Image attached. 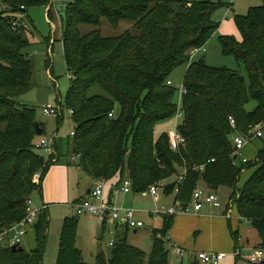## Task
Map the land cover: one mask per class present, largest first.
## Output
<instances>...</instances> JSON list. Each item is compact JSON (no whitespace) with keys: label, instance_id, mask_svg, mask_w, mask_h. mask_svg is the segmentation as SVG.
Here are the masks:
<instances>
[{"label":"trees","instance_id":"obj_1","mask_svg":"<svg viewBox=\"0 0 264 264\" xmlns=\"http://www.w3.org/2000/svg\"><path fill=\"white\" fill-rule=\"evenodd\" d=\"M261 1L262 5L251 8L247 15L235 16L241 40L220 37L223 54L234 56L245 73L210 67L204 60L192 61V52L205 48L218 32L220 24L214 16L224 7L222 2L66 3L61 16V43L72 75L67 94V106L76 125V135L68 145L71 159L79 155L75 163L95 182L119 178L121 186L129 179L135 194L157 186L185 208L200 186L213 192L228 189L239 220L259 233L264 247V146L254 160L243 163L235 159L234 130L230 125V118H234L237 130L249 137L251 127L264 125ZM37 7L49 9L48 17L53 20V0H0V231L26 217L29 199L43 195L45 178L62 157L57 142L56 153L50 158L37 153L36 110L18 102L34 85L36 64L35 55L30 53L33 32L21 15ZM103 20L115 28L131 22L134 32L115 38L104 37L100 29L82 33L83 25L100 27ZM181 66H188L182 95L184 120L178 127L185 144L174 151L167 133L158 139L155 133L158 124L177 114L174 99L178 89L169 82ZM252 102L257 105L248 110ZM39 125L44 135V125ZM202 166L204 170L199 169ZM183 169L187 170L186 180L176 195L175 178ZM249 170L253 171L251 177L239 187L243 172ZM38 172L42 179L37 183ZM175 218L161 215V227L152 232L149 255L129 242L131 229L124 225L116 227V242L109 252H100L93 263H88L77 246L79 219L67 217L55 264H171L169 234ZM50 226V214L45 209L33 230L35 249L13 251L12 247L2 246L0 264H44ZM229 228L235 249H240V236L231 220ZM240 260L237 257L236 263ZM191 264L200 262L196 259Z\"/></svg>","mask_w":264,"mask_h":264},{"label":"rangeland","instance_id":"obj_2","mask_svg":"<svg viewBox=\"0 0 264 264\" xmlns=\"http://www.w3.org/2000/svg\"><path fill=\"white\" fill-rule=\"evenodd\" d=\"M70 1L71 0H53V20H50L48 17L49 9L44 7L32 8L28 12L21 15L23 22L28 30L33 32L32 36L30 35L33 44L30 53L32 55H37V59L35 64L34 85L31 90L18 98L19 104L34 108L36 110L37 123L44 125L45 134L41 137H37L36 143H40L44 138L50 142L56 141L57 144H63L66 153H68L69 142L73 138L72 133L76 132V125L67 106V94L71 84V76L66 66V62L64 59V49L61 43V16L64 14L65 4ZM214 2L218 3V0H214ZM261 5V0H235V7L233 11H221V9L217 11L216 21L221 25V28L223 25H225L224 27L226 31L234 28V30L237 32V36L235 37L240 40L241 35L235 23V16L247 15L251 8L259 7ZM97 29H100L102 31L104 37L115 38L123 35L127 31L134 32V24L131 22H124L118 28H115L109 23L108 20H103L100 27L89 25H83L81 27V31L84 35ZM221 36H223V33L220 30L210 39L205 47V51L195 54L192 57V61L199 62L204 60L205 63L210 67L226 68L229 70L241 71L242 73H245L244 67L237 62L234 56L223 54L220 43ZM48 66L52 67V70H50L51 76H49L48 74ZM187 69L188 66L179 67L174 72L171 78L175 87L178 89L174 99L176 104H179L181 100V91L184 88V78ZM96 92L102 93V90L97 89ZM45 105L60 107V112L57 115H46L43 109ZM256 105L257 104L255 102L250 103L248 106V110H253ZM175 123V118H172L158 124L156 127L157 136H160L163 132L173 130L175 128ZM263 144L264 137L254 141L255 147L258 149ZM37 153L46 159L51 157V153H47L41 149L37 150ZM245 178L246 174H242L241 183L245 180ZM206 190L207 192H210L208 188H206ZM216 193L220 198L223 208L213 210V214L215 216L221 217L222 219H226L225 223H227L228 225V218L223 216L227 205L230 203L231 191L222 188L219 191H216ZM143 195L144 196H138V199L134 198L132 195L129 196L128 200L125 202V206H123L122 208L132 209L140 212H154L158 209H162L163 207L168 208L166 207L168 205L173 206V196L166 198L162 191L160 192L161 196L159 203H156L154 198H152L148 193ZM34 202L37 207H43V195L36 196ZM49 214L51 219V232L48 238V246L45 254V264H55L59 252L61 238L60 227L62 218L67 214V209L63 205H54L50 207ZM182 214L186 216L193 215L192 213H178L177 217L181 216ZM70 216H74V214ZM233 217L234 218L232 220V223L234 225L233 227H235L238 220L236 209H234L233 211ZM92 218L93 222L99 228L98 219L95 217ZM81 221L85 226L82 225L80 231L78 232V247L83 251L85 261L89 263L92 262V254L96 252L95 240L91 234V230L95 227V224H91L90 221L87 222L88 219H86L85 217H83ZM152 224L153 223L148 222L147 228L143 231H139L135 239H131V244L142 249L147 253V255L150 254L152 247L151 233L153 230L152 228L154 227ZM182 229L187 232V229H185L184 226H182ZM228 232L231 235L230 228L228 229ZM190 237L196 239V237H198L196 231L191 232ZM111 240L112 235L109 232H106L105 242L108 244ZM216 242L225 243V237L223 235L220 236V240L216 239ZM35 243V236L32 232H30V238L25 242L24 248L27 251H31V249L35 246ZM185 253L184 264H191V257L187 252ZM247 255L248 253H244V257ZM173 259L175 258L173 257ZM222 264H236L235 255H230L226 260L223 261ZM238 264L249 263L240 260Z\"/></svg>","mask_w":264,"mask_h":264},{"label":"crops","instance_id":"obj_3","mask_svg":"<svg viewBox=\"0 0 264 264\" xmlns=\"http://www.w3.org/2000/svg\"><path fill=\"white\" fill-rule=\"evenodd\" d=\"M182 1L194 2L196 0H182ZM212 1L214 2V0ZM218 2H222L224 4V7L221 8V11H233L235 7V0H218ZM214 19L216 21V14L214 16ZM224 26L225 25H223L221 28V25H220V28L218 30V31L221 30V32L223 33V36H237V32L234 30V28L230 29L229 31H226ZM35 57L37 59V55H35ZM175 128H176V123H175ZM173 130H170V131H173ZM170 131L163 132V133L168 134ZM163 133H161V135ZM155 136L157 139L160 137V136H157V133H155ZM263 137H264V134H263ZM257 139H260V138L252 137L248 141L247 145L245 146L242 152V155L245 156L248 160L255 159L258 152L264 146L263 144L259 149L256 148L255 147L256 144L254 145V141ZM58 146L60 147V153L62 154V157H60L59 162L56 165H53L51 167L47 177L45 178V181L43 184V205L47 206L48 212L51 206H54V205L65 206L67 209V214L65 217L62 218L60 232L62 233L64 220L73 214L74 216H77L79 219V228H78V232H79L81 229V226L82 225L85 226L83 222L81 221L82 218L85 217L86 219H88L87 222L90 221L91 224H95L92 218L94 216L89 215V214L78 216L73 210V205L77 204L79 201H82L83 199L88 198L90 196L88 193L90 190H92L95 184V180L87 176L81 170V168H79L78 165L72 161L71 154L69 153V151L68 153H66V150L64 149V146L62 143L60 144L58 143ZM68 150H69V146H68ZM252 172H253L252 170H249L248 172L247 171L243 172V175L246 174V178L242 183L240 182L239 187H242L246 183V181L251 177ZM176 179L177 177L175 178V180ZM119 183H120L119 178H115L111 181H107L106 182V196L108 199L112 201L111 203H113L114 205L120 208L125 206V202L128 200L129 196L132 195L134 198L138 199L137 198L138 196H144L143 194L148 193V192L143 193V194H135L134 192L124 193L122 191L123 183L121 184V186H119ZM200 187H203L206 190L204 186H200ZM167 197H170V196H166V198ZM155 202L159 203L160 200L159 201L155 200ZM174 205H175V198L173 202V206ZM173 206L168 205L166 207L170 208ZM227 208H228V205H227ZM227 208L225 209L223 217H226ZM218 209H221V208H218ZM218 209L212 208L210 206H205L202 212L192 213L193 215L191 216H186L182 214L181 216L177 217L176 215L175 223L169 234V242H170L171 249H172L171 264H184L185 257L181 258L177 252V249L179 248L182 249L184 253L187 252L189 254V256L191 257V263L194 260H196V255L197 253H200V252L226 253L228 255L227 258L230 255H233L235 253V250H236L235 243L233 241L232 236L228 232L229 223L227 225V223H225L226 219H222L221 217L215 216L213 214V210H218ZM152 213L153 211H148V212L137 211V217L140 220L144 221L145 227L142 228L141 230H130V233L128 235V240L130 243H131V239L133 238L135 239L139 231H143L147 228L148 222L153 223L152 224L154 226L152 228L153 230L161 227V224H162L161 216L155 217ZM236 224L237 225L233 227L234 225L231 220L232 228H234L233 230L239 233L240 246H241V249L244 250L245 254L250 253L252 250L257 249L263 245V240L260 237L259 233L250 224L242 223L239 219L237 220ZM98 226L99 228L95 224V227L91 230L92 237L95 240V247H96L95 251L96 252L92 254V262H89V263H93L95 261V257L100 252H103V251L109 252V250L111 249L110 243L112 241L116 242V239H115L116 227L123 228L124 225L122 223H110L105 226L99 222ZM182 226H184V228L187 229V232L182 229ZM193 231H196L198 235L196 239H193L190 237V233ZM31 232L35 236V232L34 231H31ZM50 232H51V226H50L49 235H50ZM106 232H109L112 235V240L108 244L105 242ZM219 234L220 236L223 235L225 237V243L216 242V239L220 240ZM29 238H30V233L28 237L26 238L25 242ZM152 244H153V239H152ZM77 246H78V238H77ZM35 247H36V243H35V246L31 249V251L35 249ZM151 250H152V247H151ZM173 257L175 259H173ZM177 258L179 259V263H178ZM242 260L245 261L244 259ZM44 264H45V260H44Z\"/></svg>","mask_w":264,"mask_h":264},{"label":"built area","instance_id":"obj_4","mask_svg":"<svg viewBox=\"0 0 264 264\" xmlns=\"http://www.w3.org/2000/svg\"><path fill=\"white\" fill-rule=\"evenodd\" d=\"M18 23L15 22L13 24L14 29H16ZM205 51V48L202 49H195L192 52V56L197 53H201ZM49 76H51L50 70L48 71ZM70 80L72 79V75H70ZM169 85H174L172 82H169ZM175 86V85H174ZM184 94V88L181 91V100L178 104V111L175 116L176 120V128L173 131L168 133L171 148L174 151H178L182 145L185 144V138L180 135L178 132V127L181 122L184 120V111L182 109V95ZM44 113L46 115H57L60 112V107H56L53 105H45L44 106ZM71 115H73V112ZM113 115L111 114V117ZM230 125L234 130L232 136V145L235 149L236 158H240L243 163H247L248 160L245 156L242 155V152L247 145L248 141L252 137L262 138L263 137V127L264 125H256L251 127L252 137L246 136L241 134L237 130V123L234 118H230ZM76 135L75 132L72 133V137ZM54 142H50L47 139H42L40 143H36L35 148L37 150H44L47 153H51L54 155L56 153L54 148ZM80 159L79 155H74L72 157L73 162H78ZM214 162V160L212 161ZM205 166L200 167V170H204ZM187 170L183 169L181 173L178 175V185L175 189V194L178 195L181 192V187L186 180ZM42 179V173L38 172L35 174V181L38 183ZM181 186V187H180ZM122 191L124 193H131L133 192V185L129 179H126L123 182ZM160 188L157 186H152L148 193L156 200H160ZM205 206H210L212 208L218 209L222 208V203L220 198L216 192L210 191L207 192L203 187H198L192 198V202L188 205V207H184L181 205L180 202H176L173 207L158 209L154 211L152 214L155 217L161 215H170L175 216L178 213H200L203 211ZM47 209V206L43 205V207H37L34 199L30 198L28 201L27 207V215L26 217L12 225L10 228L0 231V247L2 246H9V247H23L26 238L28 237L29 233L34 230L35 225L38 221L40 213ZM73 210L78 216H82L85 214L92 215L96 217L102 225H107L110 223H122L125 226H128L131 230H141L145 227L144 221L140 220L137 217V211L132 209H123L120 208L109 201L106 196V181L105 180H98L95 182L91 194L89 198L73 205ZM233 211H234V204L232 201L228 204V208L226 210V217L228 220H233ZM238 218V217H237ZM239 219V218H238ZM115 245V241L110 243V246L113 247ZM177 252L181 258L184 257V252L182 249H177ZM235 257H240L247 261L250 264H259L264 261V247H259L257 249L252 250L248 253L247 256L244 257V250L237 249L234 253ZM226 253H205L200 252L197 253L196 259L200 262V264H222L224 260L227 258Z\"/></svg>","mask_w":264,"mask_h":264},{"label":"water","instance_id":"obj_5","mask_svg":"<svg viewBox=\"0 0 264 264\" xmlns=\"http://www.w3.org/2000/svg\"><path fill=\"white\" fill-rule=\"evenodd\" d=\"M35 127H36V135H37L38 137L43 136V130L41 129L39 123H36ZM235 159H237V158L235 157ZM88 194H89V195L91 194V190L89 191ZM12 250H13V251H23V250H24V247H17V246H14V247H12Z\"/></svg>","mask_w":264,"mask_h":264}]
</instances>
